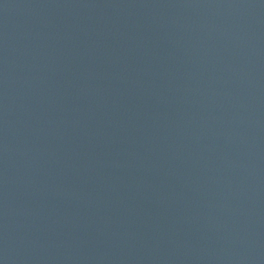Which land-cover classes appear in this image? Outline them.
<instances>
[{"label": "water", "instance_id": "water-1", "mask_svg": "<svg viewBox=\"0 0 264 264\" xmlns=\"http://www.w3.org/2000/svg\"><path fill=\"white\" fill-rule=\"evenodd\" d=\"M0 264H264V0H0Z\"/></svg>", "mask_w": 264, "mask_h": 264}]
</instances>
